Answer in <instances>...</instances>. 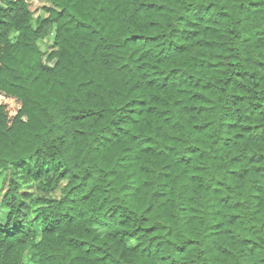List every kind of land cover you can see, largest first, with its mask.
Returning <instances> with one entry per match:
<instances>
[{"label":"trees","instance_id":"16d2710c","mask_svg":"<svg viewBox=\"0 0 264 264\" xmlns=\"http://www.w3.org/2000/svg\"><path fill=\"white\" fill-rule=\"evenodd\" d=\"M0 264H264V0H0Z\"/></svg>","mask_w":264,"mask_h":264},{"label":"rangeland","instance_id":"374dc122","mask_svg":"<svg viewBox=\"0 0 264 264\" xmlns=\"http://www.w3.org/2000/svg\"><path fill=\"white\" fill-rule=\"evenodd\" d=\"M43 5L45 6H49V3L46 2H35L34 7L36 8V12L33 13L34 17H38L39 16H44L45 15V11L43 10ZM53 41V33L51 32L47 37L43 38V39H39L37 40V45L39 47L40 50L44 51L46 49V47L48 45H50ZM130 246L134 245V242H130L129 243Z\"/></svg>","mask_w":264,"mask_h":264}]
</instances>
